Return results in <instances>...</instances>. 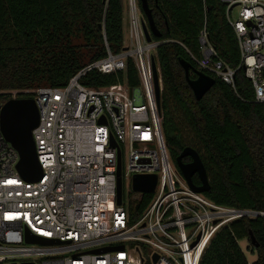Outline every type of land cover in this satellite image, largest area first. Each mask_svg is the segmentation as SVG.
Returning <instances> with one entry per match:
<instances>
[{
  "label": "built area",
  "instance_id": "1",
  "mask_svg": "<svg viewBox=\"0 0 264 264\" xmlns=\"http://www.w3.org/2000/svg\"><path fill=\"white\" fill-rule=\"evenodd\" d=\"M128 44L96 61L64 87L0 91V264H201L211 240L237 219L264 213L225 208L195 192L170 159L158 110L152 54L166 41H147L139 0H126ZM241 60L236 69L221 60L204 29L200 57L206 74L235 87L243 71L255 102L264 104V0H221ZM133 60L139 85L118 83L94 89L87 73L108 75ZM161 95L163 80L157 60ZM35 101L38 126L32 135L43 178L25 181L18 152L1 132V110L9 100ZM115 143V145L113 144ZM121 163L122 203L118 204ZM156 175L153 192H134L126 202L125 182ZM8 180L16 181L8 184ZM146 208L133 221L132 210ZM29 237L45 244L30 243ZM115 248L105 252V249Z\"/></svg>",
  "mask_w": 264,
  "mask_h": 264
},
{
  "label": "trees",
  "instance_id": "2",
  "mask_svg": "<svg viewBox=\"0 0 264 264\" xmlns=\"http://www.w3.org/2000/svg\"><path fill=\"white\" fill-rule=\"evenodd\" d=\"M161 38L157 50L162 73V131L170 159L187 147L200 156L216 205L264 213V104L243 71L235 87L220 80L198 101L181 61L202 71L190 54L200 57L205 29L218 57L236 69L238 41L221 0H148ZM124 0H0V91L64 87L88 65L125 48ZM203 72V71H202ZM190 79L197 76L191 72ZM84 86L99 89L122 83L139 85L129 59L123 71L86 74ZM184 158L183 162H189ZM200 186L198 177L193 178ZM143 201L132 210L138 220ZM253 234L258 248L253 264H264V217H243L222 229L210 242L201 264H249L239 242Z\"/></svg>",
  "mask_w": 264,
  "mask_h": 264
},
{
  "label": "water",
  "instance_id": "3",
  "mask_svg": "<svg viewBox=\"0 0 264 264\" xmlns=\"http://www.w3.org/2000/svg\"><path fill=\"white\" fill-rule=\"evenodd\" d=\"M141 11L144 15L143 29L148 42L153 38H161L162 34L157 29L152 10L150 9L148 0H139ZM152 71L154 76L156 101L159 112H161V91L158 80L157 60L152 54ZM181 65L185 70L186 79L193 91L195 98L200 101L204 95L215 85L216 80L205 72L194 69L193 66L182 60ZM194 72L197 79L191 80L190 74ZM39 112L34 100H9L4 104L1 110V132L6 141L18 152L20 161L17 164V171L20 176L27 182H39L43 178L42 167L39 163L35 142L32 132L38 126ZM115 145V143L113 142ZM184 158H190V163H184ZM176 168L187 181L189 186L197 193H207L210 190V181L205 166L199 154L192 148L187 147L176 159ZM118 187L117 199L118 204L122 203V179H121V163L118 167ZM194 175L199 177L201 182L197 186L193 182ZM156 175H137L134 177L133 190L135 192H153L156 188ZM251 244L258 248V244L252 233H250ZM30 243L45 244L40 239L29 237ZM115 248H107L104 251H113Z\"/></svg>",
  "mask_w": 264,
  "mask_h": 264
},
{
  "label": "rangeland",
  "instance_id": "4",
  "mask_svg": "<svg viewBox=\"0 0 264 264\" xmlns=\"http://www.w3.org/2000/svg\"><path fill=\"white\" fill-rule=\"evenodd\" d=\"M124 38H125V46L128 44V32H129V10L127 1L124 0ZM124 192L126 194V202H129V198L133 200L136 198V195L133 192L132 185L129 181L125 182ZM239 245L243 252L245 253L249 264H253L257 260V255L255 251V247L248 240L240 241Z\"/></svg>",
  "mask_w": 264,
  "mask_h": 264
},
{
  "label": "snow or ice",
  "instance_id": "5",
  "mask_svg": "<svg viewBox=\"0 0 264 264\" xmlns=\"http://www.w3.org/2000/svg\"><path fill=\"white\" fill-rule=\"evenodd\" d=\"M7 183L11 185V184H15L16 181H14V180H8Z\"/></svg>",
  "mask_w": 264,
  "mask_h": 264
},
{
  "label": "flooded vegetation",
  "instance_id": "6",
  "mask_svg": "<svg viewBox=\"0 0 264 264\" xmlns=\"http://www.w3.org/2000/svg\"><path fill=\"white\" fill-rule=\"evenodd\" d=\"M191 161H192V160L190 159V161H189V162H186V163H190ZM194 177L196 178V177H198V176H197V175H194ZM194 177H193V178H194ZM198 178H199V177H198Z\"/></svg>",
  "mask_w": 264,
  "mask_h": 264
}]
</instances>
